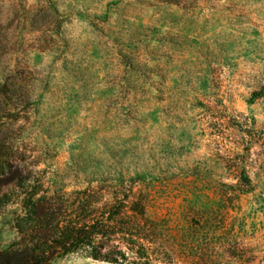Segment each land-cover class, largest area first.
Here are the masks:
<instances>
[{
    "label": "rangeland",
    "instance_id": "rangeland-1",
    "mask_svg": "<svg viewBox=\"0 0 264 264\" xmlns=\"http://www.w3.org/2000/svg\"><path fill=\"white\" fill-rule=\"evenodd\" d=\"M3 82L0 139L31 186L132 190L160 232L152 264L264 259V0H0ZM21 213L19 193L0 207V251ZM117 257L51 264L142 262Z\"/></svg>",
    "mask_w": 264,
    "mask_h": 264
},
{
    "label": "trees",
    "instance_id": "trees-1",
    "mask_svg": "<svg viewBox=\"0 0 264 264\" xmlns=\"http://www.w3.org/2000/svg\"><path fill=\"white\" fill-rule=\"evenodd\" d=\"M16 92L13 83H0V105L8 99L7 106H13L12 96ZM237 155L241 159L229 165L240 175L238 189L245 191L251 182L244 156ZM12 156V147L0 139V207L14 193L21 195L22 203V213L15 220L20 239L9 249L0 251V264H51L54 257L77 250L86 251L96 260L115 261L118 255L125 257L130 253L142 261L140 264L164 261L158 242L160 232L144 215L141 196L132 190L123 195L105 194L88 186L74 190L73 198H64L65 194L59 197L40 184L31 186L29 171L9 163ZM7 186L10 190H1ZM127 211L131 212L127 220L118 221L115 215ZM201 259L205 261L202 264H207L205 256H197L196 260ZM255 264H264V259Z\"/></svg>",
    "mask_w": 264,
    "mask_h": 264
}]
</instances>
